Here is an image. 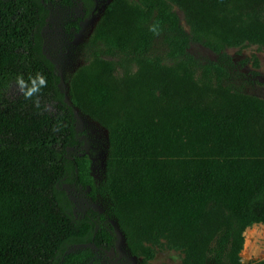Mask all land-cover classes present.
<instances>
[{
	"label": "trees",
	"instance_id": "trees-1",
	"mask_svg": "<svg viewBox=\"0 0 264 264\" xmlns=\"http://www.w3.org/2000/svg\"><path fill=\"white\" fill-rule=\"evenodd\" d=\"M50 1L78 5L83 18L96 6ZM107 12V42L144 69L130 85L119 83L131 102L104 96L107 108H96L109 134L103 191L129 249L151 258L144 243L164 240L185 248L183 264H240L244 229L264 222V98L233 87L226 60L197 73L187 48L200 42L222 59L226 47H264V0H113ZM49 16L44 0H0V264H87L88 251L69 247H113L111 225L92 209L76 217L63 187L84 190L93 180L89 160L69 153L82 140L44 51ZM161 46L166 62L156 60ZM36 73L47 82L39 94H7L18 76ZM76 86L72 100L84 109Z\"/></svg>",
	"mask_w": 264,
	"mask_h": 264
},
{
	"label": "rangeland",
	"instance_id": "rangeland-1",
	"mask_svg": "<svg viewBox=\"0 0 264 264\" xmlns=\"http://www.w3.org/2000/svg\"><path fill=\"white\" fill-rule=\"evenodd\" d=\"M112 1L96 0V6L90 16L83 18L78 5L64 6L44 0L50 11L49 19L43 28L44 51L58 69L60 86L66 101L75 111L77 129L82 140V145L70 149L69 153L77 157L85 156L89 160L93 180V186H87L84 190L67 183H64L63 187L72 200L74 215L81 217L88 209L96 210L103 217V227L109 230L108 224L111 225L109 232L113 237L111 249H98L93 243H87L73 245L69 247L68 252L88 251L90 255L85 259L87 264H142L143 261L150 264H183L185 248L168 247L164 240L158 245L144 243L153 251L151 258L142 253H133L129 249L124 232L111 214L110 199L103 191L109 134L108 128L97 116L99 109L96 108L100 103L107 108L104 96H107L108 101L115 99L120 103L122 99L127 102L126 94L118 89L119 83L127 84L129 81L130 85L133 79L144 71L138 63L113 48L105 38L108 37L107 34L101 31L112 29L111 24L105 26L107 7ZM136 1L125 0V3ZM173 9L178 14L181 25L188 31L183 11L176 5H173ZM69 24H74L75 27L69 28ZM187 51L197 64V73H200L204 64L226 60L230 70V84L245 93L264 98V47L251 42L237 47H226L223 50L226 59H220L218 53L196 41L190 42ZM157 54V61L166 62V48L159 47ZM168 63H171V60ZM76 83L81 87L80 94L86 95V99H82L86 105L84 109L72 100L71 90L74 85L77 88ZM87 85L90 88L94 85L106 88L109 95L100 94L97 90L85 94L83 92L89 91ZM18 93L17 84L10 83L7 94L14 96ZM243 236V247L239 253L240 264L264 259V222L252 223L244 229Z\"/></svg>",
	"mask_w": 264,
	"mask_h": 264
},
{
	"label": "clouds",
	"instance_id": "clouds-1",
	"mask_svg": "<svg viewBox=\"0 0 264 264\" xmlns=\"http://www.w3.org/2000/svg\"><path fill=\"white\" fill-rule=\"evenodd\" d=\"M155 35H159L158 24H153L150 29ZM16 84L18 91L23 95L25 99H31L40 93L41 89L46 86V79L41 73H36L35 76H29L26 81L22 76L16 78ZM39 106V101H36Z\"/></svg>",
	"mask_w": 264,
	"mask_h": 264
},
{
	"label": "bare ground",
	"instance_id": "bare-ground-1",
	"mask_svg": "<svg viewBox=\"0 0 264 264\" xmlns=\"http://www.w3.org/2000/svg\"><path fill=\"white\" fill-rule=\"evenodd\" d=\"M244 258L247 259V256H245Z\"/></svg>",
	"mask_w": 264,
	"mask_h": 264
}]
</instances>
